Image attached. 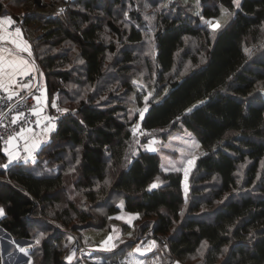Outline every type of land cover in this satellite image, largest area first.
I'll list each match as a JSON object with an SVG mask.
<instances>
[{"label":"trees","instance_id":"obj_1","mask_svg":"<svg viewBox=\"0 0 264 264\" xmlns=\"http://www.w3.org/2000/svg\"><path fill=\"white\" fill-rule=\"evenodd\" d=\"M193 2L161 0L150 21L134 9L139 0H0V14L7 8L21 25L47 105L71 110L33 161L0 170V226L33 240L32 264H124L111 251L81 255L70 233L111 231L122 209L144 218L164 264H264V0H240L239 9L233 0ZM223 9L233 15L222 18ZM212 17L222 20L215 32ZM146 30L154 45L141 76L133 64ZM134 128L195 135L201 153L187 196L181 171H163L161 149L142 148L149 135ZM42 226L52 234L36 244Z\"/></svg>","mask_w":264,"mask_h":264},{"label":"rangeland","instance_id":"obj_2","mask_svg":"<svg viewBox=\"0 0 264 264\" xmlns=\"http://www.w3.org/2000/svg\"><path fill=\"white\" fill-rule=\"evenodd\" d=\"M160 1L158 2V4H151L150 0H139L140 5H138L134 9L135 10L142 9L143 10V11L141 10L142 14H144L145 17L146 16L149 17L150 21H153V19L149 15H151L153 13H160L161 12L162 9L159 5ZM169 1L174 2V0H169ZM187 2L194 4L193 0H187ZM5 9L7 10V8H5ZM5 9H3V11ZM191 10H193V9H191ZM120 12H122V11H120ZM123 15L126 16V13L121 14V16H123ZM216 20L222 21L221 19H218L215 17L206 19V21H211L213 23ZM208 26H209V24H208ZM146 32H147L146 33L147 36L144 37L145 38L144 41H142L141 45L139 46V49H138L139 51L137 50V52H136V56L138 57L139 60L137 61L136 65L133 64V69L134 70L137 69V71L139 70V73L141 76L143 75L144 71L146 70V68L144 66V58L146 60V57L148 54H150V57H152L153 45H154L153 40H152V34H153L154 30L153 31H147L146 30ZM61 48H59L58 50H62ZM26 60L29 61L30 65L35 66V71H33V72L35 73L39 83L42 86H44L41 82V74L38 73L39 71L37 70L35 60L33 58L32 59L26 58ZM180 62L181 61L178 58V63L180 64ZM115 78L119 80V78L116 77V74L114 73L111 75V77L109 79H113L114 82L116 83ZM109 79L106 76L103 77L105 84H109V83L114 84L113 80H109ZM45 90H46V88H45ZM76 92L79 93V91H76ZM262 95L264 96V92L262 93ZM128 100H130V99H128ZM40 102H41V104L39 103L38 106H40L41 108L43 107L46 109V108L51 107V106L47 105L46 95H45V98L40 100ZM199 103H200V101H196L192 105H190L187 109L193 108L194 105H197ZM56 105H57V107L59 106V107H62L63 109H70V108H67L66 106H62V105H58V104H56ZM45 116L41 115V117H40L41 118L40 119V121H41L40 129L37 130L36 132H34L32 137L33 136H37V137L41 136L43 133L44 134V135H42L43 140L48 138L50 132L46 133L44 131L45 125L47 124V121H45L43 119V117H45ZM53 123H55V122H53ZM138 132H140L144 135L145 134L149 135L147 142L142 144V148L147 149V150H149V148H154L155 151L161 149V150H159L160 155H161L160 156V167L163 171L175 170V167H179L181 169L180 171L182 173V188L184 191V195L187 196V193L185 192V184H187V187L189 186V184H188L189 183L188 182L189 175H191V171L193 169L194 162H195L196 158L201 153V146H200L199 141L196 139L195 135L187 129H181V131L173 132L172 134H170V136L169 135L166 136V138L165 137L162 138L160 135H158L159 132L153 133L151 136L147 131L139 130ZM138 132H136V133H138ZM185 140L189 141V143L188 144L183 143V141H185ZM193 141L195 142V144L199 145L198 148H196L194 145H192ZM190 145H192V146H190ZM188 160H193L194 162L191 165V170L188 172L187 180H185L184 168L188 167V165H187ZM181 161H183L184 163H181ZM153 183H156L158 185L159 184L158 179H154L152 182H150L148 185V188H150V185H152ZM140 216L141 215H138L136 213H131V212H128V211H125L122 209V211L113 218L111 231H107L104 229L88 230V231H86V233L82 237L83 239H81L79 236H77L80 234V232H79V234H77L75 231H74L75 232L74 233L71 230L70 233L76 239L75 245H81L80 244L81 240H83L85 242V244L87 245V248H88L87 251L88 250L90 252L91 251H98V252L99 251H102V252H110L111 251L112 261H119V262H122L124 264H137V262H142V264H164L165 252H164L163 244L161 243V241L156 236H152V235L148 236L149 232H148L147 226H142V225H144L143 223L145 220L143 217L141 218ZM117 217H119V219ZM122 223H124V224L122 225ZM125 224L130 225V228L127 229ZM134 225H135V228H134ZM146 225H148V222ZM66 229H69V227H66ZM39 230L44 231L43 226L41 228H39ZM51 232H52V230H47V231H44L42 233H44L43 235L46 236V234L51 235L52 234ZM49 233H51V234H49ZM129 233H131V235H129ZM147 233H148V235H147ZM109 236H111L110 240L108 239ZM8 239L11 240V239H14V237H11V235L7 236V235H5V233H4V235L0 234V261H1V264H4L5 262L7 264H16L17 259H20V258L22 260L21 261L22 264H25V258L23 257V255L25 253L20 252L19 248H24L26 250V247L28 245H31V243H33V240H31L32 242L29 243V242H25L23 240L17 241L16 239H14L13 241H15V243L20 242L21 244L18 247L16 253H13V249L9 248ZM152 241L156 242V247L152 248L150 251H143V250L141 252H135L134 251L138 245H149ZM5 244H7L8 247ZM113 244L116 245L114 248H112ZM4 246L7 247V249H6L5 254L2 255V250L4 249ZM82 246L85 247L84 244H82ZM8 251H9V253H8ZM26 252H27V250H26ZM6 256H8V257H6ZM98 256L97 257L93 256V258L99 259L100 255L98 254ZM191 258H192V259H190L191 261H193V260L197 261L199 259L197 257H191ZM8 260L13 261V263L9 262ZM179 264H181V263H179Z\"/></svg>","mask_w":264,"mask_h":264},{"label":"snow or ice","instance_id":"obj_3","mask_svg":"<svg viewBox=\"0 0 264 264\" xmlns=\"http://www.w3.org/2000/svg\"><path fill=\"white\" fill-rule=\"evenodd\" d=\"M197 3H199V0H197ZM233 4L237 9L240 8V0H233ZM60 12H63V9L59 10ZM233 15V13L228 12V10L223 9L222 10V18L228 17ZM206 23L209 24V27L212 29L213 32H215L217 29H219L221 25L220 20H216L214 23L211 21H206ZM14 24L13 19L10 16H4L2 19H0V43L2 42H9L15 46L16 52H13L11 49H7L4 47H0V91H3L6 93V99L11 101L14 96L19 95L15 89H27L29 88L28 84H21L18 80V76H28L31 72L35 71V66L30 65L29 61L24 59L19 53L27 52L29 56L31 55L30 46L26 40L22 37V29L20 27H15L14 31H8V28L6 26H12ZM246 54H250L249 49H245ZM203 62V61H202ZM80 63H83V61H80ZM151 93L148 96L144 97L145 100V107L142 110L139 111L140 118L143 119L144 113L148 110V100ZM34 99L37 101V103H40L41 98L40 97H34ZM20 101H17V104H19ZM203 103V102H201ZM51 106L56 108L57 112L64 113L68 111L67 109L59 108L56 105L55 100L51 101ZM196 107L195 105L193 106ZM193 109H187V112H191ZM43 111L42 108L32 109V114L35 116H40L41 112ZM5 113L0 112V117H3ZM24 118V112L23 111H16V114L12 116L11 118V125H17L21 120ZM45 121H47V124L45 125L44 131L46 133L51 132L55 129L56 125L53 123L54 118L51 117H43ZM37 127L40 126L41 121L37 120L36 122ZM138 127V125H137ZM0 128H4L7 130V126L4 125L2 122H0ZM34 132L31 128L21 127L20 130L14 131V134L8 135L7 139L4 141L5 144L13 146L14 141H17L18 139H23L25 141V148L24 151L28 153V158H32V154L36 152L37 149L41 148L43 138L42 137H29L27 133ZM133 134H136V129H133ZM3 137H0L2 139ZM183 143L188 144L189 141L185 140ZM192 145H194L196 148L199 147L198 144H195V142H192ZM190 145V146H192ZM149 151H155L154 148H149ZM6 154L9 157V163L12 161L20 158L18 152H10L7 148L5 149ZM193 160H188L187 165L188 167L184 168V176L185 180H187L188 172L191 170V165L193 164ZM181 163H184L181 161ZM3 167H7L6 165H3ZM175 167V166H174ZM243 167V166H241ZM176 171H180L181 169L179 167H175ZM159 179V178H157ZM107 183V181L105 182ZM158 185L156 183H153L150 185V188H156ZM185 192L187 193V184H185ZM4 215V209L0 208V217ZM119 219V217H117ZM131 235V233H129ZM43 237V233L39 237L36 238V244L40 243L41 238ZM108 239H111V236L108 237ZM69 242H71V238H69ZM67 246V245H66ZM116 245H112V248H114ZM206 243L202 245V249L206 247ZM156 247V242L152 241L149 245H138L135 252H141L143 251H150L152 248ZM19 251L22 253H25L27 255V252L24 248H19ZM227 251V249H225ZM202 254V251H201ZM75 256V253L73 252L71 255L67 256L66 259L68 261H71ZM28 264H32L31 258H29ZM137 264H142V262H137Z\"/></svg>","mask_w":264,"mask_h":264},{"label":"built area","instance_id":"obj_4","mask_svg":"<svg viewBox=\"0 0 264 264\" xmlns=\"http://www.w3.org/2000/svg\"><path fill=\"white\" fill-rule=\"evenodd\" d=\"M62 8L63 9L65 8V4L62 5ZM2 14L8 15V11L5 9L4 11H2ZM15 27L21 28L20 23L17 21H14V24L12 26H8L10 30H14ZM17 80L21 84H28L29 88L15 89V91H17L19 95L14 96L11 101L6 99V95H7L6 93H4L3 91H0V112L5 113L3 117H0V122H2L4 125L7 126V130H5L4 128H0V137H3L2 139H0V150L5 155V160L0 161L1 171L6 170L8 166L18 165L21 162L32 161L36 158V152L32 154V158H28V153L24 151L25 141L23 139H18L17 141H14L13 146L5 144L4 141L7 139L8 135L14 134V131L18 132L21 127L31 128L34 130V132H36L37 130L40 129V126L37 127L35 122L37 120H40L41 115L43 116L46 115L47 117L54 118L53 120L54 122L61 116L65 115L66 113L71 112L70 109H67L68 111L64 113H60L56 111V108L51 106L50 108H46V109L42 107L43 111L41 112L40 116L33 115L32 114L33 108H36V109L41 108L40 106H38V103L34 99V97H40L42 100L46 94L45 87L39 83L34 72H31L28 76H18ZM17 101H20V103L17 104ZM59 108H62V107H59ZM17 110L24 112V118L17 125H11L10 123L11 118L13 115L16 114ZM34 132L27 133V135L29 137H32ZM41 136H38V137H41ZM6 148L10 152H18L20 158L9 163V157L5 152ZM6 164H7V167H3V165H6ZM74 249L78 250L81 255L85 254L87 251L86 247L82 246V244L75 245Z\"/></svg>","mask_w":264,"mask_h":264},{"label":"crops","instance_id":"obj_5","mask_svg":"<svg viewBox=\"0 0 264 264\" xmlns=\"http://www.w3.org/2000/svg\"><path fill=\"white\" fill-rule=\"evenodd\" d=\"M4 16H6V15H3V14H0V19H2ZM7 28H8V26H6ZM8 31H14V30H10L9 28H8ZM23 37V36H22ZM0 47H4V48H7V49H11L13 52H16V49H15V46L13 45V44H11V43H9V42H7V41H5V42H2V43H0ZM24 59H28V56L26 55V52H23V53H19ZM30 64V63H29ZM18 78V77H17ZM41 119V118H40ZM43 134V133H42ZM44 135V134H43ZM42 137V136H41ZM0 234L1 235H4V232L3 231H0ZM7 238V237H6ZM14 239H11V240H9L8 239V245H9V248L10 249H13V253H16V251H17V249H18V247L20 246V242H16L15 243V241H13ZM9 249V250H10ZM8 253H9V251H8ZM6 257H8V256H6ZM9 262H11V263H13V261H11V260H8ZM22 260H21V258L20 259H17V261H16V264H22V262H21ZM4 264H7L6 262L4 263Z\"/></svg>","mask_w":264,"mask_h":264},{"label":"water","instance_id":"obj_6","mask_svg":"<svg viewBox=\"0 0 264 264\" xmlns=\"http://www.w3.org/2000/svg\"><path fill=\"white\" fill-rule=\"evenodd\" d=\"M0 231H3L5 233V235L10 236V234L8 232H6L1 226H0ZM14 239H16L17 241L23 240L25 242H32V241L28 240L27 238H14ZM5 245L7 246V244H5ZM6 249H7V247L4 246V249L2 250V255L5 254ZM29 249H30V246L28 245L26 247V250L28 251ZM23 257L25 258V264H26L28 262V255L24 254Z\"/></svg>","mask_w":264,"mask_h":264},{"label":"clouds","instance_id":"obj_7","mask_svg":"<svg viewBox=\"0 0 264 264\" xmlns=\"http://www.w3.org/2000/svg\"><path fill=\"white\" fill-rule=\"evenodd\" d=\"M30 240V239H29ZM31 241V240H30ZM30 243V242H29ZM32 244V243H31ZM29 246H31V245H29Z\"/></svg>","mask_w":264,"mask_h":264},{"label":"bare ground","instance_id":"obj_8","mask_svg":"<svg viewBox=\"0 0 264 264\" xmlns=\"http://www.w3.org/2000/svg\"><path fill=\"white\" fill-rule=\"evenodd\" d=\"M8 247V246H7Z\"/></svg>","mask_w":264,"mask_h":264}]
</instances>
